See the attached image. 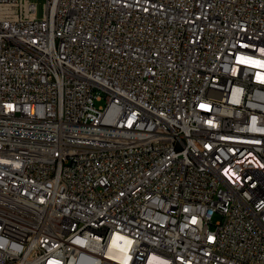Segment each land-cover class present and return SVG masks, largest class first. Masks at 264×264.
Segmentation results:
<instances>
[{
    "label": "built area",
    "instance_id": "built-area-1",
    "mask_svg": "<svg viewBox=\"0 0 264 264\" xmlns=\"http://www.w3.org/2000/svg\"><path fill=\"white\" fill-rule=\"evenodd\" d=\"M0 264H264V0H0Z\"/></svg>",
    "mask_w": 264,
    "mask_h": 264
},
{
    "label": "rangeland",
    "instance_id": "rangeland-1",
    "mask_svg": "<svg viewBox=\"0 0 264 264\" xmlns=\"http://www.w3.org/2000/svg\"><path fill=\"white\" fill-rule=\"evenodd\" d=\"M40 3L43 1V0H38ZM97 105H101V104H104L105 103V100H102V101H96ZM221 219V215L220 214H215L214 216V222L218 221Z\"/></svg>",
    "mask_w": 264,
    "mask_h": 264
},
{
    "label": "bare ground",
    "instance_id": "bare-ground-1",
    "mask_svg": "<svg viewBox=\"0 0 264 264\" xmlns=\"http://www.w3.org/2000/svg\"><path fill=\"white\" fill-rule=\"evenodd\" d=\"M118 238V237H117ZM116 240H114V242H115Z\"/></svg>",
    "mask_w": 264,
    "mask_h": 264
}]
</instances>
